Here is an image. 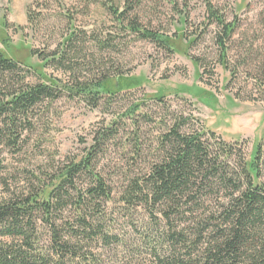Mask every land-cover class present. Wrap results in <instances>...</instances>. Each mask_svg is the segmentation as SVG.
<instances>
[{"label": "rangeland", "instance_id": "obj_1", "mask_svg": "<svg viewBox=\"0 0 264 264\" xmlns=\"http://www.w3.org/2000/svg\"><path fill=\"white\" fill-rule=\"evenodd\" d=\"M208 4L235 24L228 38L208 20ZM144 31L162 41L142 38ZM69 34L78 38L67 54L71 68L43 65L39 55L64 49ZM0 50L19 63L17 76L25 75L29 85L44 81L40 75L68 86L76 79L103 78H109L110 89L114 83L130 85L112 98L102 94L97 107L63 89L17 116L0 137V200L20 199L48 190L65 165L85 155L96 131L119 122L117 136L93 160L111 197L87 210L94 218L99 214L102 231L113 242L87 241L90 264H156L171 251L173 231L194 229L205 211L216 209L213 194L203 196L206 209L195 213L180 208L172 214L163 205L121 201L129 180L156 161L164 121L188 116L183 131L203 132L216 154L222 153L220 142H236L247 162L259 143L264 185V0H0ZM119 73L125 76L115 80ZM16 79H0V100L20 86ZM134 103H141L138 112L153 120L139 123L140 129L125 116ZM231 158L238 166L241 159ZM89 185L86 174L76 178L80 190ZM64 215L73 216V210ZM37 230L46 248L48 227Z\"/></svg>", "mask_w": 264, "mask_h": 264}, {"label": "trees", "instance_id": "obj_2", "mask_svg": "<svg viewBox=\"0 0 264 264\" xmlns=\"http://www.w3.org/2000/svg\"><path fill=\"white\" fill-rule=\"evenodd\" d=\"M207 11L208 20L220 26L223 37L228 38L235 24L226 22L210 4ZM112 13L120 16L117 10L112 9ZM141 36L156 43L162 41L158 34L150 31L141 32ZM77 39L76 34H69L64 39V49H54L48 56L39 55L41 63L56 64L69 70L73 64L67 54L69 50H75ZM220 46L223 57L222 40ZM18 64L0 50V79L17 77L16 81L20 83L0 100V137L4 129L13 126L17 116L26 114L43 99L56 98L63 89L84 98L92 107L98 106L102 94L112 98L123 89H130V85L121 82L114 83L110 89L109 78L84 82L76 79L68 86L47 75H40L44 81L29 85L25 75L17 76L20 73ZM124 76L119 73L115 80ZM162 98L157 96L159 101ZM140 105L132 104L125 113L126 120L130 119L138 129L141 128L139 123L153 121L147 114L138 112ZM188 120V116L178 115L161 124L163 131L156 141L159 145L156 161L149 163L144 174L129 180L120 196L121 201L130 205H163L172 214L180 208L195 213L206 209L207 199L203 196H215L216 209L205 211L202 218L192 222L194 229L173 231L169 235L171 251L158 257L156 264H264L260 144L250 162L245 160L242 148L236 142L235 145L220 142L222 153L216 154L203 132L183 131ZM118 126L119 122L113 121L96 131L85 155L65 165L52 178L48 190L42 189L20 199L0 200V264H90V254L84 249L89 245L87 241L101 238L107 244L113 242V236L102 231L99 214H93L97 216L94 218L87 210L92 205L100 207V202L111 197L110 187L93 170V160L117 136ZM209 133L215 137L213 131ZM135 153L139 155L140 150ZM233 155L241 159L238 166L232 164ZM80 174L90 178V185L82 190L76 186ZM69 209L73 210L71 217L64 215ZM42 224L48 227L50 234L46 248L39 244L37 229Z\"/></svg>", "mask_w": 264, "mask_h": 264}]
</instances>
